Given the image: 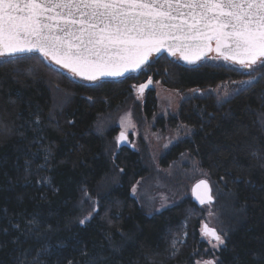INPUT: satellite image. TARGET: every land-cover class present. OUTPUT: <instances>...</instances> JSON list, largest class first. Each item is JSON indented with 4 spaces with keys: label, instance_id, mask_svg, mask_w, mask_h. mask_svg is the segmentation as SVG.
I'll use <instances>...</instances> for the list:
<instances>
[{
    "label": "trees",
    "instance_id": "1",
    "mask_svg": "<svg viewBox=\"0 0 264 264\" xmlns=\"http://www.w3.org/2000/svg\"><path fill=\"white\" fill-rule=\"evenodd\" d=\"M261 73L239 93L187 97L176 114L158 120L162 128L192 127L163 152L160 165L187 152L207 171L215 228L226 241L215 253L219 264H264ZM149 77L175 90L249 78L239 67L209 61L187 67L166 53L137 74L96 84L72 79L37 53L0 59V264H194L199 254L208 256L200 234L206 205L186 196L147 213L132 186L151 166L95 126L101 114L129 105L136 117H151L154 91L142 102L132 94ZM82 191L98 203L84 225ZM32 219L38 228L28 223ZM41 247L47 251L38 255Z\"/></svg>",
    "mask_w": 264,
    "mask_h": 264
},
{
    "label": "snow or ice",
    "instance_id": "2",
    "mask_svg": "<svg viewBox=\"0 0 264 264\" xmlns=\"http://www.w3.org/2000/svg\"><path fill=\"white\" fill-rule=\"evenodd\" d=\"M34 52L93 83L139 71L161 52L189 65L222 60L247 70L249 76L233 81L237 87L225 91L228 96L257 81L253 73L264 69V0H0V58ZM151 83L149 77L147 83L133 86L138 98ZM128 127H134L130 118H122L117 145L127 140ZM200 188V204L211 205L209 182L200 180L193 192ZM90 218L91 213L79 223ZM28 223L39 227L35 219ZM200 234L213 249L225 245V235L207 224L201 225ZM46 251L41 247L38 255Z\"/></svg>",
    "mask_w": 264,
    "mask_h": 264
},
{
    "label": "rangeland",
    "instance_id": "3",
    "mask_svg": "<svg viewBox=\"0 0 264 264\" xmlns=\"http://www.w3.org/2000/svg\"><path fill=\"white\" fill-rule=\"evenodd\" d=\"M203 61L224 63L229 66H235L233 64L225 63L222 60L205 59ZM69 76L72 77V75ZM72 79L74 78L72 77ZM232 82L233 81L222 82L213 87H190L185 90H175L166 88L161 85L159 81L152 79V83L144 90L143 95H140L139 98L134 87L132 91L134 101L137 102H142L148 91H154L156 108L151 117H136L133 111V105H129L121 111L114 110L108 114L104 113L99 116L97 122L95 123L97 130H99L102 134L112 132L114 135L112 139L116 146V137L121 131V119L129 117L131 123L134 125V127L127 128V140L124 142L125 145L131 149L139 151L144 157L145 163L151 166L150 173L137 179L134 183L136 186V193L133 194L132 192V195L136 198L138 204H140L147 213L151 214L159 211L164 207L178 202L183 197H190V186L195 180L200 178L209 179L207 171L202 168L199 165V162L192 158L187 152L180 153L177 159L172 160L165 167L160 165V158L163 152L169 149L181 138L187 137L192 132V127L180 123L176 127L166 126V128H162L158 126V120H163L168 116L176 114L181 101L187 97L204 96L207 93H212L218 99H225L229 97L233 93L225 96V91L231 92L232 89L237 87ZM140 84H137L136 87ZM211 186L213 195H215L213 182ZM84 193L85 191H82V199L87 205L86 216H88L89 213L92 214L94 212V208L95 210L98 208V203L91 196L88 195L86 197ZM204 208L205 212L200 224L206 222L208 225L216 227L215 223L217 213L214 207L207 204ZM202 239L208 242L206 238L202 237ZM209 246L210 251L207 252L208 256L199 254L194 260V264H197L198 261L213 258L216 259L215 253L218 249H213L210 244Z\"/></svg>",
    "mask_w": 264,
    "mask_h": 264
},
{
    "label": "water",
    "instance_id": "4",
    "mask_svg": "<svg viewBox=\"0 0 264 264\" xmlns=\"http://www.w3.org/2000/svg\"><path fill=\"white\" fill-rule=\"evenodd\" d=\"M34 53H35V52H34ZM162 53H166V54H167V52H161V53H159V54L154 55L153 57H158V56L161 55ZM28 54H30V53H28ZM37 54H39V53H37ZM24 55H25V54H24ZM209 55H210V56H214L215 53H210ZM167 56H168V54H167ZM153 57H151V58H153ZM168 57L177 60L179 63H181L182 65L187 66V67H194V66H197L198 64H200V63L202 62V61H201V62H198V63L195 64V65H189V64H186L184 61L179 60V59L176 58V57H171V56H168ZM6 58H13V57H6ZM151 58H150V59H151ZM0 59H2V58H0ZM46 62L49 63L50 65H52L53 67H55L56 69L62 71L63 73H66V74L71 75L70 73L67 72V70L60 68L59 66L55 65L54 63H50V62H48V61H46ZM235 66L241 68V67L238 66V65H235ZM139 71H140V70H139ZM139 71H136V72H129V73H127L125 76L120 77V78H117V79H111V78H108V79H104V80H118V79H122V78H125V77L128 76V75H131V74H137ZM72 77H73V76H72ZM73 78H74L75 80H77V81H81V82H84V83H86V84H96V83H98V82L104 81V80H101V81H98V82L93 83V82L86 81V80H84V79H82V78H80V77H73ZM145 83H147V82H145ZM118 135H119V134H118ZM124 145H125V142H122L120 145H117V147H121V146H124ZM200 180H207V181L209 182V185H210L211 189H212V186H211L210 180H209L208 178H200V179H197V180H195V181L191 184V186H190V199H191V201H192L197 207H202V206H204V205H207V204L201 205L200 202H199V200L197 199V196H203V189H202V188L197 189L195 193L193 192V189L195 188V186L197 185V183H198ZM211 194H212V196H213V198H214V199H213V202H214V201H215V197H214V195H213V191L211 192ZM202 224H207V223H206V222H203ZM207 225H208V224H207ZM208 226H209V227H213V226H210V225H208ZM213 228H215V227H213ZM215 229H216V228H215Z\"/></svg>",
    "mask_w": 264,
    "mask_h": 264
}]
</instances>
